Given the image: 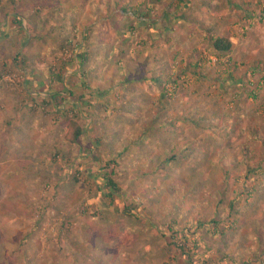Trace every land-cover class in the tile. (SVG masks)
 I'll return each instance as SVG.
<instances>
[{
	"label": "rangeland",
	"instance_id": "rangeland-1",
	"mask_svg": "<svg viewBox=\"0 0 264 264\" xmlns=\"http://www.w3.org/2000/svg\"><path fill=\"white\" fill-rule=\"evenodd\" d=\"M104 1L0 0V264H264V0Z\"/></svg>",
	"mask_w": 264,
	"mask_h": 264
},
{
	"label": "trees",
	"instance_id": "trees-1",
	"mask_svg": "<svg viewBox=\"0 0 264 264\" xmlns=\"http://www.w3.org/2000/svg\"><path fill=\"white\" fill-rule=\"evenodd\" d=\"M84 2H85V0H84ZM104 5L107 8V11L109 12V14H107V21H108V19H110V21L112 23V24L111 23L110 24L113 26L115 31H118L120 33L121 28H119V25H120L119 22L121 20H123L126 17V15H128V13H129V11L127 10L128 4L125 5L123 0H105ZM115 7H119L118 12H116V13L111 11L112 9H115ZM137 8H138L137 11H139L140 7H137ZM136 13L137 12L134 11L133 13H131L132 14L131 16L133 18H135ZM136 20L139 23H143V22L139 21L138 18ZM110 24H108V25H110ZM210 46L217 53H226V52H229L231 50L232 42L229 38L217 37V38H212L210 40ZM156 79H158V78H156ZM82 133H83V131H82V128L79 126V124L74 120H69V122L67 123V131L65 133L64 139L66 142H68L70 144H74L79 140ZM106 179H107V185H109V187H111L113 189L115 187V184L112 182V180L110 178H106ZM107 196L110 197L109 194ZM52 259H54V258H52Z\"/></svg>",
	"mask_w": 264,
	"mask_h": 264
},
{
	"label": "crops",
	"instance_id": "crops-1",
	"mask_svg": "<svg viewBox=\"0 0 264 264\" xmlns=\"http://www.w3.org/2000/svg\"><path fill=\"white\" fill-rule=\"evenodd\" d=\"M3 26H4V28H5V26H6V22H5V21L0 23V28H2ZM6 36H7V34H6ZM0 42H1V41H0Z\"/></svg>",
	"mask_w": 264,
	"mask_h": 264
}]
</instances>
